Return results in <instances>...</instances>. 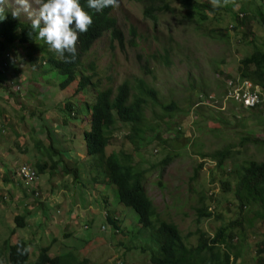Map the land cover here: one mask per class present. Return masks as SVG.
<instances>
[{
    "label": "rangeland",
    "instance_id": "1",
    "mask_svg": "<svg viewBox=\"0 0 264 264\" xmlns=\"http://www.w3.org/2000/svg\"><path fill=\"white\" fill-rule=\"evenodd\" d=\"M36 1L28 0L27 8L20 0H3L0 4L30 19V15L38 14ZM165 1L175 12H159L155 23L143 16L140 2L120 0L112 16L124 33V49L106 33L83 56L84 74L99 82V90L110 89L113 94L124 81L134 86V93L139 92V80L156 92V100L150 99L144 110L146 123L155 131H146L138 143L137 163L149 171L144 188L161 219L178 227L188 247H196L201 234L211 237L236 221L242 225V229H236L245 234L236 264H258L264 258L258 251L264 240V224L254 217L261 207L254 205L252 210L241 212L233 191L222 187L228 182L233 189L234 173L240 166L264 159V146L241 144L245 137L264 140V91H260L261 108L249 110L226 99L224 87L228 79L239 78L240 61L251 51L239 38L241 31L247 26L260 30L258 45L264 47L263 29L254 16L257 11L250 8L252 14L242 22L244 25L236 26L230 13L221 9L220 0L215 7L212 0H198L203 6L221 9L204 11L205 21L198 16L188 20L187 11L181 9L183 0ZM228 2L237 14L236 3ZM19 51L0 52V70L7 79L5 84L0 82V251L5 239L9 238L11 244L21 239L34 253L28 264L34 263L39 249L47 246L52 257L60 254L61 248L76 249L79 261L86 259L88 264H150L151 254L158 252V238L152 230H141L138 215L119 202L116 190L104 177L106 172L97 171L96 158L86 156L81 134L88 120L78 126L66 111L76 84L61 91L53 81L57 74L49 70L43 74L20 63ZM88 63H92L94 72L87 68ZM23 79L26 81L20 85L18 81ZM77 98L94 101L95 91L92 95L82 92ZM171 103L177 110L165 112L164 106ZM116 126L107 154L126 142L128 128ZM50 130L58 151L54 161L60 159L62 163L55 172L47 171L26 181L21 177L22 166L35 171L40 163L51 167L46 155L51 141L44 134ZM37 141L43 149L37 148ZM225 147H231V157L223 168L216 169V163L207 156ZM169 157L173 162L162 166ZM72 164H78L75 180ZM96 174L101 177L97 181ZM32 189H36L35 194ZM201 204L213 217L197 219L195 209ZM16 216L24 219L28 225L25 229L15 225ZM108 217L119 222L116 234L106 221Z\"/></svg>",
    "mask_w": 264,
    "mask_h": 264
},
{
    "label": "trees",
    "instance_id": "2",
    "mask_svg": "<svg viewBox=\"0 0 264 264\" xmlns=\"http://www.w3.org/2000/svg\"><path fill=\"white\" fill-rule=\"evenodd\" d=\"M136 1L144 7L143 16L155 23L158 21L157 15L159 12H175L165 0ZM220 1L223 3L221 9L230 13L231 20L236 26L244 25L242 22H245L252 14L250 8H257L259 17H255V20L264 33V1L261 4L259 0H235L236 6L234 9L237 10V14L227 5L229 0ZM80 2L84 9L93 15V24L86 33L79 36L75 57H69V54L65 53V58H62L49 45L42 42L43 40L41 41L38 38L37 32H34L30 26L21 24L7 11H5L7 19L0 23V47H4L5 43L12 44L17 38L21 41L30 42L33 54L39 53L41 56L38 60L32 58L29 54L30 65L35 68L34 71L37 70L46 74L49 70L50 74H57L58 78L53 79V81L58 82V87L63 92L76 84V91L73 92L70 103L66 104V111L69 116L73 115V119L77 121L76 125L78 126L83 125L86 119L88 120V127L81 134L86 156L96 158V162H98L96 165L97 171L104 170V172H101L103 174L106 172L104 177L107 178L110 186L116 190L119 202L138 215L141 230H152L158 238L155 243L158 252L151 254L150 264H236L245 242L243 230L236 229V227L242 229L241 224L235 221L236 223H231L219 229L211 237L201 234L198 245L188 247L178 227L175 224L163 221L152 201L148 198L144 181L149 171H145L137 163V157L139 156L138 143L143 141L146 131H155L154 127L146 123L144 110L150 99L156 100V92L149 88L143 80H139L137 84L139 92L134 93V86L125 81L117 87L115 94H113L110 89L99 90V82L93 81L91 76L84 74L86 67L82 63V58L90 52L95 42L106 33H109L111 41H118L119 47L124 49V33L112 16L113 8H106L101 13H95L94 10L88 9L86 0H80ZM181 9L187 11L185 17L190 21H194L196 16L205 21L207 16L204 11L207 9L211 12L221 10L214 8L212 5L203 6L198 0H183ZM239 12L244 17L246 16L241 22H239ZM17 30L19 31L18 35L15 34ZM259 32L260 30H255L254 26H247L240 33L239 38L244 44L249 45L251 51L249 55L240 61L239 77L252 81L253 84L258 85L264 91V47L262 44L258 45ZM132 35H136L134 29H132ZM45 61L47 62L44 65ZM165 61L168 62L167 59ZM87 68L94 72L92 63H88ZM145 68L141 67V69ZM1 71L0 82L5 84L7 79L3 78ZM217 72L221 74L220 71L217 70ZM15 74L20 73L16 71ZM25 81L26 79H23L18 82L22 85ZM85 91L89 92L90 95L95 91L94 101L85 100L81 102L78 100V95ZM262 105L263 103L257 109L261 108ZM163 110L174 113L177 107L171 103L167 107L164 106ZM117 124L128 128V134L124 137L126 142L121 149L107 154L106 150L111 146L112 135L117 129ZM44 134L51 141L46 155L52 163H50L51 167L48 163L38 164L35 168L38 176L47 174V171L55 172L58 165L62 163L60 159L54 161V154L58 155V151L52 142V130L45 131ZM162 143L166 144L165 141ZM244 143L264 146V140L254 139L253 137L243 138L241 144ZM36 145L38 149H43L40 141H37ZM127 150H131L130 153H126ZM231 151V147H225L223 150L207 157H210L211 161L216 163V169H221L231 157ZM202 157L205 158V156ZM171 162H173V158L169 157L161 165L166 166ZM77 165H72L73 172H71V176L74 180L75 175L78 173ZM90 166H92L91 161ZM63 170L69 173V170L65 167H63ZM234 174L236 183L233 189L230 183L223 182V190L233 191L241 212L245 208L248 209L254 205L260 206L261 209L255 213L254 220L264 224V159L262 162L245 163ZM96 175L97 178H94V180L97 181L101 177L98 174ZM102 184L104 183L102 182ZM35 191L36 189H32L31 193L35 194ZM195 211L198 220L213 217V214L208 212V208L204 204H201ZM107 221L116 234V231L120 229L118 220L114 217H108ZM14 223L20 229H25L28 226L20 216L14 218ZM41 227L40 224L39 228ZM10 232L12 233V231ZM27 245L29 244L21 239L14 244L10 243L9 238L5 239L2 242L0 251V264H28L30 258ZM259 245L261 246V249L258 250L259 254L264 253V240ZM24 249H27V251H24ZM61 249V253L54 257L49 255L50 246L39 249L32 264H88L86 259L79 261L76 249L69 251ZM258 264H264V258L259 259Z\"/></svg>",
    "mask_w": 264,
    "mask_h": 264
},
{
    "label": "clouds",
    "instance_id": "3",
    "mask_svg": "<svg viewBox=\"0 0 264 264\" xmlns=\"http://www.w3.org/2000/svg\"><path fill=\"white\" fill-rule=\"evenodd\" d=\"M259 1H261V4H263L262 0ZM2 2L3 0H0V3ZM86 2L88 9L94 10L95 13H101L106 8L115 9L120 6V0H86ZM233 2H235V0H233ZM20 3L23 4L26 8L28 7V0H20ZM212 4L214 7L218 6L219 0H212ZM233 6L235 7L236 4ZM36 7L38 8V14L34 17L30 15L29 19L23 18V16H18L17 12H13L12 9H10L9 7L0 4V23L7 19V15L5 14V11H7L11 13V15L15 17V19H17L21 24L25 26H30L34 32H37L38 38L41 39V41L43 40L42 42H45L47 45H49L50 48L52 50H55L62 58H65V53H68L69 57H75L76 44L79 39V36L83 33H86L92 26L93 15L84 9V7L81 5L80 0H37ZM255 9L257 11V8ZM254 16L259 17L257 12ZM243 17L244 15L240 13L239 19L241 20ZM15 34L18 35L19 31L17 30ZM1 40L4 41L3 39ZM19 40L20 39L18 38L15 39L12 44L5 43L4 47H0V52H12V54H15L16 51L20 49V55L18 56V60H20V63H27L28 65H30V60L28 58L29 54L32 58L39 60L40 54H33V51L31 50V43ZM46 44L43 45L45 46ZM24 49L27 50V53L25 51L23 57L22 54L24 52ZM46 62L47 61L44 62V65L46 64ZM243 81L251 83L254 88L258 89L261 98V103H263V96L260 92V87L258 85L253 84L252 81L248 79H242L240 77L237 79H228L225 82L224 87L226 92V99L229 91L228 84L230 82L241 84ZM232 102L233 104H236L249 110L257 109L261 105L260 103L255 107L246 108L243 104H239L235 101ZM54 156L56 158L55 154ZM26 167L30 168L34 176L40 177L37 175L36 171L33 170L30 166ZM81 169L85 171V168ZM26 186L28 187L27 184ZM24 251H27V249H24ZM31 254L33 253L29 252V258L31 257Z\"/></svg>",
    "mask_w": 264,
    "mask_h": 264
},
{
    "label": "built area",
    "instance_id": "4",
    "mask_svg": "<svg viewBox=\"0 0 264 264\" xmlns=\"http://www.w3.org/2000/svg\"><path fill=\"white\" fill-rule=\"evenodd\" d=\"M228 86L229 91L227 94V99L235 101L239 104H243L246 108H252L261 103L259 91L258 89L254 88L251 83L246 81H243L241 84L230 82ZM21 168H23V170H21V174L25 175H21V177L26 181H33L35 176L30 168L26 166H23ZM28 173H32L30 178Z\"/></svg>",
    "mask_w": 264,
    "mask_h": 264
}]
</instances>
